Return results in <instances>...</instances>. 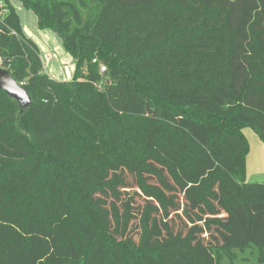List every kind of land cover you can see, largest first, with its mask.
Returning a JSON list of instances; mask_svg holds the SVG:
<instances>
[{"label":"trees","instance_id":"obj_1","mask_svg":"<svg viewBox=\"0 0 264 264\" xmlns=\"http://www.w3.org/2000/svg\"><path fill=\"white\" fill-rule=\"evenodd\" d=\"M18 1L76 67L71 82L48 77L4 0L0 67L32 104L21 115L0 90V264L261 258L264 183L246 181L243 130L264 143V0ZM70 144L109 155L74 171L61 161ZM68 175L82 193L76 217ZM37 182L58 199L47 223L16 210L15 186Z\"/></svg>","mask_w":264,"mask_h":264},{"label":"rangeland","instance_id":"obj_2","mask_svg":"<svg viewBox=\"0 0 264 264\" xmlns=\"http://www.w3.org/2000/svg\"><path fill=\"white\" fill-rule=\"evenodd\" d=\"M14 7L20 19L21 29L27 38L32 39L40 50V57L45 67V73L48 77L59 82H71L74 80L76 61L66 51L63 40L60 36L49 29H41L38 24L37 15L28 9L18 0H9ZM50 60L47 61V58ZM112 128V127H109ZM245 137L248 140V152L246 154V181L248 183H264V143L259 134L251 127L243 130ZM122 139H127L126 135H121ZM139 135H136L134 142L137 143L130 154L132 157L139 154L140 140ZM103 139L106 136L103 135ZM139 141V142H138ZM73 144H70V146ZM71 146L72 148H65L64 154L69 158H63L61 161L70 165L75 171L79 165H90L98 161L105 162L107 160L110 146L100 149L93 144H87L84 150ZM113 149V148H111ZM89 151H94L95 155L91 157ZM66 188L63 190V199L67 213L71 217H76V211L81 209L79 197L82 193L73 184V178L68 175L66 177ZM15 193L19 195L17 202V211L25 216H31L37 222H48L53 217V209L58 204V199L51 195L50 191L46 189V185L42 186L39 182L28 183L24 191L19 190V186H15ZM42 197L38 199L40 194ZM47 200L48 203L42 202ZM40 215L38 214V211ZM77 219V218H74ZM220 264H264V253L261 258H257L253 254L247 252L245 255H239L238 258L233 256L224 257L220 260Z\"/></svg>","mask_w":264,"mask_h":264},{"label":"water","instance_id":"obj_3","mask_svg":"<svg viewBox=\"0 0 264 264\" xmlns=\"http://www.w3.org/2000/svg\"><path fill=\"white\" fill-rule=\"evenodd\" d=\"M0 90L19 103L21 115L32 104V99L28 95L27 90L3 67H0Z\"/></svg>","mask_w":264,"mask_h":264},{"label":"built area","instance_id":"obj_4","mask_svg":"<svg viewBox=\"0 0 264 264\" xmlns=\"http://www.w3.org/2000/svg\"><path fill=\"white\" fill-rule=\"evenodd\" d=\"M1 6H3L2 4H1V2H0V8H1ZM97 61L95 60L94 61V63H96ZM101 72H106V67H101Z\"/></svg>","mask_w":264,"mask_h":264},{"label":"crops","instance_id":"obj_5","mask_svg":"<svg viewBox=\"0 0 264 264\" xmlns=\"http://www.w3.org/2000/svg\"><path fill=\"white\" fill-rule=\"evenodd\" d=\"M0 2L2 5L4 4V0H0ZM49 60H50V57L47 58V61H49ZM44 69H45V67H44Z\"/></svg>","mask_w":264,"mask_h":264}]
</instances>
